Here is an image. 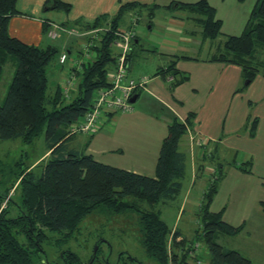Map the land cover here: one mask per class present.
Segmentation results:
<instances>
[{
	"label": "trees",
	"instance_id": "16d2710c",
	"mask_svg": "<svg viewBox=\"0 0 264 264\" xmlns=\"http://www.w3.org/2000/svg\"><path fill=\"white\" fill-rule=\"evenodd\" d=\"M51 1L66 11L71 8L69 3L48 0ZM17 4L18 0H0V79L4 64L13 59V55L18 61L10 88L0 102V139H22L31 144L44 135L46 150L50 153L40 164V172L29 166L21 167L15 172L9 189L0 192V264H38V258L44 260L43 244L53 242L56 233L61 237L55 239V244L69 241L82 222L99 207L114 214L134 212L138 216L143 247L158 264H170L171 260L176 264H195L190 261L194 244L189 245L184 236L178 240L181 231L171 227L162 217L161 210L156 208L160 203L175 199L184 186L189 154L180 146L188 132L189 118L185 122L175 118L170 123L154 176L98 161L86 147L77 150L67 146L68 139L76 134L72 132V126L91 110L96 91L110 85L109 75L116 63L113 42L125 18L132 12L142 16L147 10L151 22L162 5L158 0L150 4L125 2L112 17L101 15L92 24H87V29L110 24L111 30L90 46L96 56L81 65L77 88L68 97L61 88L48 94L47 66L57 53V46L27 44L10 35L9 22L21 13ZM166 7L190 13L206 39L215 40L223 35L222 20L208 0L192 3L172 0ZM137 41L136 35L132 47ZM131 55L132 52L129 59ZM211 60L241 66L247 85L259 73L264 77V0H259L253 9L245 30L239 35H227ZM159 73L177 77L174 84L189 78L176 68V62ZM16 164L21 166L25 161ZM241 169L249 172L250 164L244 163ZM223 176L222 171L216 173L204 194L197 213L201 227L196 230L194 243L206 244L208 264H252L240 251L227 248L218 241L221 234L237 235L244 227L226 222L222 210L210 209ZM12 188L20 193L19 202L12 196L7 200ZM170 246L175 248L172 254ZM62 257L67 264H83L71 250L63 251ZM87 264L113 263L101 260L98 249Z\"/></svg>",
	"mask_w": 264,
	"mask_h": 264
},
{
	"label": "crops",
	"instance_id": "0c3cea01",
	"mask_svg": "<svg viewBox=\"0 0 264 264\" xmlns=\"http://www.w3.org/2000/svg\"><path fill=\"white\" fill-rule=\"evenodd\" d=\"M60 1L69 3L71 5L70 10L66 11L64 8L54 7V1L49 3L48 0H18L17 6L21 13L11 18L9 22L10 35L27 44L41 46H57L55 41L60 40L62 53L67 51L71 54L72 49H75L78 44L73 43L70 39L69 36L72 34L69 33V30L78 29L84 32L88 30L86 28L87 24H92L101 15L112 17L118 12L121 4L125 2L138 1L150 4L155 0ZM171 1L161 0L159 3L162 6L157 11L162 8L171 11L166 7ZM181 1L192 3L198 0ZM208 1L216 8L217 17L223 23L222 32L226 35L241 34L247 26L253 9L259 2V0ZM144 12L147 13L145 10ZM191 16L190 13L180 15L177 11L171 13L170 16L167 15L166 21L159 25L163 29V31L161 30V36L158 33L151 38L144 35V27L141 25V15L139 13L132 12L127 16L126 19L130 21L128 27L137 30L138 33L137 45L132 47V55L130 59L128 58L130 75L134 78L148 77L146 87L140 89L136 101L143 92L150 96L147 111L151 112V117L148 119L141 112L134 115L135 105L133 102L132 111L118 112L110 116L109 120L94 133L80 132L74 134L68 139L67 146L69 149L77 150H83L86 147V151L93 154L98 161L154 176L162 142L168 134L170 123L175 118L181 121L189 118L190 124L194 125L199 131L192 130V133H189L188 130L181 142L180 148L189 154L188 169L190 168L192 173H202L206 168L204 166H208L209 172L213 171L212 173L216 174L222 171L224 173L218 191L211 203V209L220 193L221 183L227 179V174H225L224 165L215 162L213 152L210 153L209 151L208 153V146L212 143L213 151H217L219 144L229 141L233 134L241 129H244L242 132H244L243 138H246L245 143L249 144L252 150L244 154L245 159L249 156L248 160L233 164L234 172L240 173V177L249 181L248 191L253 197L257 198L258 195H264V176L255 175L258 167L262 169V172L259 173H264V109L262 113L260 112L256 116L249 114V108L254 105L261 104L264 107V77L263 75L260 77L261 75L258 74L251 83L244 86L245 84H242L244 78L241 66L211 60V57L218 50L207 58L178 54V51H185L191 47L194 50L199 48L198 53H200L204 42L207 40L202 35L201 27ZM78 20L79 22L76 23ZM53 29L59 31V36L56 38L51 37L49 34ZM142 37L149 38L151 49L142 48L143 45L140 43ZM85 38L88 37L85 36ZM76 49L80 53L73 60L74 62L68 65L67 75L69 77L71 72H75L79 79L78 72L82 70V67H80L78 60L83 53L79 46ZM139 50L144 52L143 57L149 56L151 60L156 59L152 75L139 69L141 66L139 58L142 57ZM174 62H176V68L189 76L187 80L180 84H174L177 77L171 73H159L160 70L166 69ZM67 79H65V82ZM64 83L59 84L56 90L61 88L63 91ZM76 85L74 89H71L69 96L77 88ZM5 97L6 94L0 96V102ZM187 99H190L192 103L188 104ZM244 108H246V111L241 114ZM240 114L242 117L241 128L239 129L237 125L229 132L228 121L231 117L233 119L240 118ZM254 122L255 131L252 132ZM238 123H241L240 119ZM200 140L204 142L199 143ZM231 145L236 146V143L232 142ZM49 153L47 151L45 155L49 156ZM119 162L120 165L117 164ZM244 163L250 164L249 172L241 169V165H244ZM259 199L258 197L259 207L256 219L253 218L256 221L252 223V226L255 225L256 227H252V231L260 237V241H264V199ZM228 208L226 203L219 210L223 211L224 220L235 226L244 225L243 231L248 224L246 216L248 205L245 203L238 207L242 212L240 218L230 217L228 219ZM181 233L182 236L178 240L186 234L184 231H181Z\"/></svg>",
	"mask_w": 264,
	"mask_h": 264
},
{
	"label": "rangeland",
	"instance_id": "374dc122",
	"mask_svg": "<svg viewBox=\"0 0 264 264\" xmlns=\"http://www.w3.org/2000/svg\"><path fill=\"white\" fill-rule=\"evenodd\" d=\"M176 11L180 15L188 14L187 11L182 9L167 11L162 8L159 11H156V17L153 22H150L149 11L146 10L147 13L143 12L141 16V25L144 27V35L151 38L154 37L155 34L160 33L161 36L163 29H161L159 25L166 21L167 15L170 16L171 13ZM125 22L126 24L124 25L123 23L122 28L129 29L128 26L130 25V21L126 19ZM76 30L78 32L80 31L78 29ZM226 36V34H223L215 40L207 39L206 42H204L202 52L200 53H198L199 48L194 50L191 47L185 51H178V54L207 58L217 52L219 44L225 40ZM69 37H71L70 39L73 43L78 44L76 48H78V46L80 47L83 53L81 57H84L85 50L83 46L84 41L81 39L82 37L78 34H72ZM148 37H142L141 39L140 43H142L143 49L152 48L150 47V40ZM59 42L60 40L55 41L58 51L51 63L47 66L49 76L48 94H54L56 87L65 82V79L68 78V65L72 64L73 60L77 58L80 53L76 48H73L71 54H69L68 61L65 64L60 63L59 59L62 54V47ZM139 52L140 54L142 53V57L139 58L141 64L139 69L152 75L156 59L151 60V57L149 56L143 57L144 52L142 50H139ZM17 64L18 61L14 55L12 61H8V63L6 62L0 82V96L7 94L12 82V76H14L15 70L17 69ZM259 74L261 75L260 77H262V74ZM246 83L247 81L243 80L242 84ZM72 93L70 97L72 96ZM149 98L150 96L145 92L141 94L140 98L134 102V115L141 112L145 114L146 118L150 119L151 112L149 113V111H147V109H149ZM187 103L191 104L192 101L187 99ZM263 109L264 107L261 104L254 105L249 108V114L256 116V114L260 112L262 113ZM245 111L246 108L242 109L241 114L245 113ZM241 114L240 118H230L228 121L229 132L237 125L239 126V129L241 128ZM239 119L241 120V123H238ZM188 130L189 133H192V130L199 131L191 124L189 125ZM243 130L244 129H241L239 132L234 133L229 141L219 144L217 151H213L214 148H212V143L208 146V153L209 151L210 153L213 152L215 155V162L222 163L225 167V174H227V179L221 183L220 193L216 197V201L211 209L213 211H219L221 206H224L227 203L229 207L227 218H240L242 212L238 207L245 203L248 205V210L246 211L248 224L245 229L237 235L221 234L218 241L227 248L240 251L244 256L252 260V264H264V241H260V237L252 231V227H256L255 225L252 226V223L256 221L253 220V218L256 217L257 209L259 207L257 198L264 199V197H260L264 195H258L257 198L253 197L248 191L249 181L240 177V173L234 172L233 164L242 163L244 160H248L249 156L245 159L244 154L251 152L252 150L250 149V145L245 143L246 138H243ZM237 136H239V138H237ZM232 142H235L236 146L231 145ZM46 152L44 135H41L31 144L24 143L22 139H0V192L4 193L9 189L12 181H14L15 172L19 171L21 167L25 168L26 166H32L31 168L33 170L40 172V164L48 157L45 155ZM20 160L25 161V164L16 166V163ZM205 163L207 164L208 162ZM117 164L120 165V162ZM204 167L206 168L202 173H192L189 168L187 176L184 179V186L179 195L173 200L160 203L156 208L161 210L162 217L171 227L186 233L183 236L187 239L189 245L193 243L195 247L197 243L199 244V248L196 251L194 248L190 253V261L193 263L201 261L208 264V250L206 244L200 241L194 243L196 230L201 227V221L198 218L197 213L199 212L201 203L204 199L205 192L208 190L216 176L215 173H212L213 171L209 172L208 166ZM259 172H262L261 167L257 168L255 175L264 176V173ZM11 196L15 201L19 202L20 193L14 191V188L9 191L7 200ZM7 200H5L4 206L6 205ZM15 206L16 205H14L13 208H15ZM137 217L138 216L134 212L114 214L103 207H99L82 222L79 231L76 232L69 241L61 243V245L55 244V239L61 237V234L56 233L53 242L43 244L45 249L44 260L41 261L38 258L37 263L67 264L62 257V253L65 250H71L78 255L83 264H87L97 247V251L99 249V258L101 260H109L113 264H158L156 260L147 254L143 247L141 233H139L138 230ZM98 241H101L99 245L97 244ZM174 249L173 246H170L171 254L174 252ZM180 251V253H182V250ZM170 264L176 263L171 260Z\"/></svg>",
	"mask_w": 264,
	"mask_h": 264
},
{
	"label": "built area",
	"instance_id": "2783aa9c",
	"mask_svg": "<svg viewBox=\"0 0 264 264\" xmlns=\"http://www.w3.org/2000/svg\"><path fill=\"white\" fill-rule=\"evenodd\" d=\"M111 30L110 24H103L93 27L84 32L75 29L69 30L70 34H78L83 39L85 56L78 60L80 67L87 60L96 56V52L91 49L95 41H99L100 37L105 32ZM50 36L56 38L59 36V31L53 29L50 31ZM137 30L119 29L117 37L113 42L116 51V63L114 69L109 75L110 85L98 89L93 98V105L86 115L72 126L73 133H94L102 125H104L110 116L118 112H128L133 110V102L131 97L140 89L145 88L148 77L142 76L134 78L130 75V67L128 57L132 49V41L137 35ZM88 37L87 39L85 38ZM69 59V53L64 51L60 56V63L65 64ZM74 62V61H73ZM72 62V63H73ZM78 83V78L75 72H71L70 76L63 85V92L69 96L71 89ZM200 140L199 143H203ZM199 248V244L195 245V251ZM196 253V252H195ZM197 254V253H196ZM205 264L197 261L195 264Z\"/></svg>",
	"mask_w": 264,
	"mask_h": 264
},
{
	"label": "water",
	"instance_id": "95a60500",
	"mask_svg": "<svg viewBox=\"0 0 264 264\" xmlns=\"http://www.w3.org/2000/svg\"><path fill=\"white\" fill-rule=\"evenodd\" d=\"M54 7H56V3H55V5H54ZM248 83V82H247ZM139 92H140V90H138L132 97H131V102H135L136 101V99H137V97H138V95H139ZM96 251H97V247H96V249H95V252H94V254L96 253Z\"/></svg>",
	"mask_w": 264,
	"mask_h": 264
},
{
	"label": "bare ground",
	"instance_id": "6f19581e",
	"mask_svg": "<svg viewBox=\"0 0 264 264\" xmlns=\"http://www.w3.org/2000/svg\"><path fill=\"white\" fill-rule=\"evenodd\" d=\"M84 69V68H83Z\"/></svg>",
	"mask_w": 264,
	"mask_h": 264
}]
</instances>
